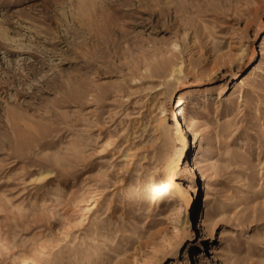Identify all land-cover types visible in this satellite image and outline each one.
I'll use <instances>...</instances> for the list:
<instances>
[{
    "label": "rangeland",
    "instance_id": "374dc122",
    "mask_svg": "<svg viewBox=\"0 0 264 264\" xmlns=\"http://www.w3.org/2000/svg\"><path fill=\"white\" fill-rule=\"evenodd\" d=\"M169 60L183 72L159 84ZM230 149L202 239L193 161ZM45 245L58 256L36 262ZM202 262L264 264V0H0V264Z\"/></svg>",
    "mask_w": 264,
    "mask_h": 264
},
{
    "label": "bare ground",
    "instance_id": "6f19581e",
    "mask_svg": "<svg viewBox=\"0 0 264 264\" xmlns=\"http://www.w3.org/2000/svg\"><path fill=\"white\" fill-rule=\"evenodd\" d=\"M177 45H178L177 43L174 44L175 47ZM144 67H145L144 68L145 72L149 73V75L153 72L151 70L150 64L148 63L147 60H145V66ZM161 67H162V71L160 72L159 75L161 77H163V80L159 84H166L171 78H176L177 75H179V74H181L183 72L182 63H178L176 61L169 60L166 65L161 66ZM246 80H247L246 77L241 76L240 84H237L236 88H238L240 90L242 88L241 84H245ZM222 93H224V88L223 87L219 89V94H222ZM175 121H176V123L178 125H183L186 129L191 130V131L193 130V121H192L191 115L187 112V110L184 107H180L179 115L178 114L175 115ZM232 129H233V124L229 123V119H226L222 125H219V126L215 127V129L213 131H211V130L210 131L214 132L215 134H219L222 131L223 134H224L226 132L230 133L232 131ZM169 133H170L169 132V128L166 125H163L162 126V130H161V135L158 136L157 139L161 138V140H163V144L166 145L167 143H169L168 142V140L170 138V134ZM220 140L222 141L221 144H223L224 146L227 144V143H225V139L224 138H221ZM221 144H219V145H221ZM162 146H164V145H162ZM221 156L222 157H221L220 161H215V160L212 159V160L208 161V163H207V165L205 167H202L200 165V162H199L198 159H195L193 161L194 164H196L198 166L197 170H198L199 178L202 181L204 194H203V197L200 198V201H199L200 203L199 202L195 203L194 195L190 194L189 202H190L191 205L196 206V212L194 214V217L192 218L193 230H194L195 233H198V235H200L202 239L207 238V236L209 234H211V232L213 231V229L216 226V222L212 221V214L209 211L208 201H209V198H210V192L214 188L217 189L218 185L213 186L212 185L213 183H212V181L210 180L209 177H214V176L218 177L222 173H224L227 170H229L230 166H229L228 162L235 156V153H233L231 151V149H230L228 151L223 152L221 154ZM127 158H128V156H127ZM128 160H129V158H128ZM128 163L131 164V161L128 162ZM159 168H161V166H155L154 165L152 167V170H153L152 173L153 172L154 173L158 172ZM145 173H146V171H145ZM140 177H141V175L138 176L139 180H140ZM146 186H147V188H146V190L143 193L144 195H142V196H144L143 198L146 200V203L145 202L144 203L149 208L151 206L155 207L156 211H157L156 215H160L162 212H164L163 207L166 205V203L167 202L169 203L171 200H173L170 186H169V184L167 182H165V181H163L161 179L150 180V182ZM176 188H177V190L180 193L181 192V190H179L180 188L179 187H176ZM188 188H189L188 191H194V193H196V187L190 186ZM93 192H94V190H93ZM181 193H183V192H181ZM145 204H143V205H145ZM173 204L174 205L172 206V208L175 211V210H177L175 201L173 202ZM219 205L221 206V207H219V211L222 212L223 210H225L224 209V205L222 203H219ZM219 211H217V214L219 213ZM147 216H149V215H147ZM154 223H156V220L155 219H150L149 221H147V226L153 225ZM142 242L140 241V243L136 244V245L139 246V245H141ZM40 246H42V245H40ZM45 246H47V245H45ZM56 246H58V245H56ZM46 248H48V246ZM76 248H77L76 246H73L70 249L71 252H75L76 250H78ZM49 250L50 249L48 248V249H46L45 252L44 251H39V253H37L38 255L36 254L37 255L36 262L40 263L41 261L43 262L45 260L47 262H49L51 260L50 259L51 257H52V259H55L56 256H58V255H55V254L53 255V253L51 251H49ZM52 251H54V250H52ZM37 252H38V250H37ZM58 253L59 252H57L56 254H58ZM39 263H37V264H39ZM47 264H50V263H47ZM202 264H204V263L202 262Z\"/></svg>",
    "mask_w": 264,
    "mask_h": 264
}]
</instances>
